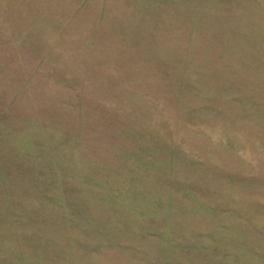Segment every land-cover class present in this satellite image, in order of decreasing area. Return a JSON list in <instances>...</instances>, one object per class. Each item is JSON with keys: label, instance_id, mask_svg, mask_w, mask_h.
<instances>
[{"label": "rangeland", "instance_id": "rangeland-1", "mask_svg": "<svg viewBox=\"0 0 264 264\" xmlns=\"http://www.w3.org/2000/svg\"><path fill=\"white\" fill-rule=\"evenodd\" d=\"M0 264H264V0H0Z\"/></svg>", "mask_w": 264, "mask_h": 264}]
</instances>
